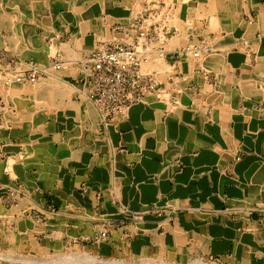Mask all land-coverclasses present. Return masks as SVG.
<instances>
[{"label": "crops", "instance_id": "1", "mask_svg": "<svg viewBox=\"0 0 264 264\" xmlns=\"http://www.w3.org/2000/svg\"><path fill=\"white\" fill-rule=\"evenodd\" d=\"M151 10L162 96L103 125L78 61ZM41 262L264 264V0H0V264Z\"/></svg>", "mask_w": 264, "mask_h": 264}, {"label": "built area", "instance_id": "2", "mask_svg": "<svg viewBox=\"0 0 264 264\" xmlns=\"http://www.w3.org/2000/svg\"><path fill=\"white\" fill-rule=\"evenodd\" d=\"M112 31L120 37L100 39L78 61L80 83L103 125L122 120L135 103L150 97L161 98L158 82L151 71L144 69V64L149 61L154 46L158 55L162 54L160 44L166 40L170 27L166 18H159L158 13L151 10L147 14H135L127 23L113 22ZM184 51L194 57L199 54L198 49L185 48ZM62 64L58 55L48 68L18 73L9 81L34 84L49 69L57 71ZM150 210L156 214L164 211L156 205H151ZM100 237L106 240L107 232H101Z\"/></svg>", "mask_w": 264, "mask_h": 264}, {"label": "rangeland", "instance_id": "3", "mask_svg": "<svg viewBox=\"0 0 264 264\" xmlns=\"http://www.w3.org/2000/svg\"><path fill=\"white\" fill-rule=\"evenodd\" d=\"M18 83H20V82H18ZM36 83V82H35ZM33 259H35V257H33ZM41 264H45V262H41Z\"/></svg>", "mask_w": 264, "mask_h": 264}, {"label": "bare ground", "instance_id": "4", "mask_svg": "<svg viewBox=\"0 0 264 264\" xmlns=\"http://www.w3.org/2000/svg\"><path fill=\"white\" fill-rule=\"evenodd\" d=\"M184 1V0H183ZM140 13V12H139ZM214 14V13H213ZM212 18V17H211ZM211 21V20H210ZM14 74V73H13Z\"/></svg>", "mask_w": 264, "mask_h": 264}]
</instances>
